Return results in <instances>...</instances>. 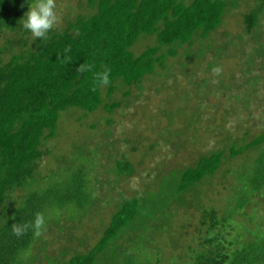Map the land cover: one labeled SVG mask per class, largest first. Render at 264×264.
Returning <instances> with one entry per match:
<instances>
[{
	"label": "trees",
	"instance_id": "1",
	"mask_svg": "<svg viewBox=\"0 0 264 264\" xmlns=\"http://www.w3.org/2000/svg\"><path fill=\"white\" fill-rule=\"evenodd\" d=\"M241 1L245 0H91L87 3L94 9L93 13L67 21L63 29H53L48 39L41 42L27 36L19 24L32 0H0V36L5 32H20L16 42L12 39L11 44L0 49V55L7 52L8 57L4 62L0 58V264L32 263L30 251L40 240L31 228L25 235L16 237L12 225L31 224L37 213H43L52 224L51 217L68 208L75 215L88 214L94 201L90 165L96 162L101 150L111 144L93 135H99L97 130L101 132L102 120L111 124L107 115L121 107L122 101H116L113 93L125 89L122 95L129 98L131 89L139 87L157 67L165 69L164 60L177 55L175 48L186 46V51L190 52L194 44L199 46V41H207L222 24L227 10ZM261 15L260 5L252 6L243 15L246 34L257 31ZM141 35L155 36L156 44L134 56L130 49ZM230 43L226 42V46ZM163 48L167 51L162 54ZM197 48L203 49L202 59L207 50L203 44ZM261 48L260 44L254 53L259 55ZM218 52L216 49V59L221 56ZM250 56L246 65L250 64ZM89 64L93 65L92 72L78 71L81 65ZM216 66L213 61L207 68ZM105 69L111 71V82L106 87L98 86L95 75ZM202 82L205 85V81ZM102 88L107 89L106 98L101 94ZM101 109L107 115L100 117V123L87 116ZM67 115L78 124L84 123L82 141L72 142L68 153L55 155L58 167L40 176V162L56 149L51 143L62 131L60 126ZM88 118L91 124H87ZM79 133L77 130L76 134ZM263 144L264 132L249 143L230 145L227 151L222 149L201 156L193 166L165 178L168 182L170 177L172 187L167 195L161 181L157 192L145 191L140 196L124 198L110 215L94 246L83 253L73 252L68 260L64 257L71 251L64 248L56 261L48 258L46 264H159L162 259L159 249L149 244L152 225L156 226L161 218L166 221V214L170 219L174 203L215 175L224 160ZM95 150H98L96 154ZM82 156L87 162L78 159ZM115 164L116 175H132L134 168L128 161L120 160ZM62 169L66 172L58 176ZM234 176L243 182L246 196L258 195L264 200V149L259 150L250 164L235 171ZM16 189L28 193L23 200H13L12 193ZM150 206L154 207L153 211L156 209L151 214L148 213ZM158 212L163 214H156ZM200 213L202 225H207L208 231L224 227L230 218L217 219L213 209H202ZM257 231L249 234L251 240L232 252L221 245L220 234L199 243V249L188 246L192 260L185 262L264 264V230L260 226ZM149 251L150 257L146 258L144 255Z\"/></svg>",
	"mask_w": 264,
	"mask_h": 264
},
{
	"label": "rangeland",
	"instance_id": "2",
	"mask_svg": "<svg viewBox=\"0 0 264 264\" xmlns=\"http://www.w3.org/2000/svg\"><path fill=\"white\" fill-rule=\"evenodd\" d=\"M90 1L56 0L59 22L54 30L63 29L67 21L79 15L93 13L94 9L88 6ZM259 5L262 7L259 28L252 35L246 34L243 15L252 6ZM19 35L20 32L3 33L0 49L11 44L12 39L16 42ZM27 36L32 38L30 33ZM206 40L199 41V46L194 44V50L192 48L190 52L186 51V46L175 48L177 55L164 60L165 69L157 67L139 87L131 89L129 98L122 95L125 89L115 91L113 98L122 101V104L113 114L107 115L103 109L87 114L96 119V123H100V117L106 115L112 120L109 125L102 120L101 132L97 130L99 135H93L107 145L111 143L90 165L93 167L89 175L93 204L83 217L68 208L51 217L52 224L47 220L40 240L30 251V260H33L30 264H46L48 258L56 261L64 248L71 251L64 257L65 260L75 251H88L97 243L110 215L124 198L137 197L145 191L157 192L161 181L167 195L172 187L169 185L170 177L168 182L165 178L170 173L193 166L201 156L212 151H227L230 145L249 143L264 132V0L241 1L227 10L222 24ZM226 42L231 43L226 46ZM155 44V36L141 35L130 52L138 56ZM202 44L207 52L200 59L203 49L197 47ZM260 44L263 51L256 55L254 49ZM216 49L221 55L217 59ZM166 51L163 48L161 53ZM6 53L0 55L3 62L8 60ZM249 55L250 64L246 65ZM213 61L222 69L218 77L213 74V68H207ZM101 94L106 98L107 89L102 88ZM64 119L60 126L62 131L51 143L56 149L40 162V176L58 167L55 155L60 157L68 153L72 142L82 141L80 134L83 133L84 123L78 124L69 115ZM91 123L88 118L87 124ZM76 129L80 130L78 135ZM107 131L110 133L108 136L105 134ZM262 149L264 144L224 160L215 175L202 181L195 190L185 193L180 202L174 203L170 219L167 214L166 221L159 219V223L156 222L158 228L149 224L154 229L150 232L149 244L158 247L162 257L159 264H186L185 260L190 263L192 259H189L187 247L199 249V243L216 234L222 237L221 245L232 252L238 245L251 240L249 234L257 233L260 226L264 230V200L258 195L246 196L243 182L234 176L235 171L246 163L250 164ZM97 152L95 150V154ZM78 159L87 162L84 156ZM120 160L132 165L134 171L131 176L116 175L115 162ZM64 172L66 169H62L58 176ZM25 194L28 193L16 189L12 198L14 201L23 200ZM241 199L244 201L240 202ZM153 209L150 206L148 213L156 210ZM202 209L215 210L219 220L230 218L224 227L208 231L207 225H202ZM160 213L163 214H156ZM150 254L151 251L144 256L147 258ZM178 256L184 261H180Z\"/></svg>",
	"mask_w": 264,
	"mask_h": 264
},
{
	"label": "clouds",
	"instance_id": "3",
	"mask_svg": "<svg viewBox=\"0 0 264 264\" xmlns=\"http://www.w3.org/2000/svg\"><path fill=\"white\" fill-rule=\"evenodd\" d=\"M56 0H32L28 4V11L19 21L20 27L27 33H30L34 41H45L49 37V33L58 24L59 18L56 11ZM81 73L92 72L93 65H81L78 69ZM215 76H220L222 69L216 66L212 69ZM111 76L110 69H105L96 73L95 80L98 86L106 87L109 85ZM218 81H213L217 83ZM46 217L43 213H37L31 224H14L12 232L16 237H21L31 228L35 237H40L46 227Z\"/></svg>",
	"mask_w": 264,
	"mask_h": 264
}]
</instances>
